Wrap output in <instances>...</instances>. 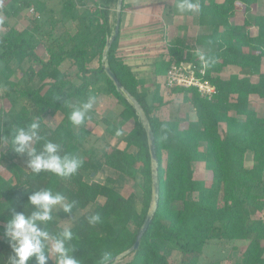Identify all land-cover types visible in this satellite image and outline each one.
Wrapping results in <instances>:
<instances>
[{"label": "trees", "instance_id": "trees-1", "mask_svg": "<svg viewBox=\"0 0 264 264\" xmlns=\"http://www.w3.org/2000/svg\"><path fill=\"white\" fill-rule=\"evenodd\" d=\"M14 1L18 6L5 9L7 15L18 14L33 4ZM83 1L62 0L60 21L71 24L60 34L56 33V23L45 30L37 18L33 31L8 28L4 22L8 29L0 37V63L4 64L0 70V101L6 99L9 107H0V146L6 144L5 150H0V264H10L11 250L4 231L13 209L30 214L34 206L29 196L37 190L51 189L73 205L71 213L54 207L47 229L53 238L65 227L71 230L72 239L66 247L72 249L78 264H107L128 250L151 206L147 133L133 104L103 69L104 47L115 26L110 16L118 0H97L81 12L78 6ZM257 2L198 0L199 24L209 28L199 39L206 44L202 51L208 61L206 77L218 92L208 99L194 88L171 89L183 92L195 108L197 120L189 122L187 128H181L177 114L169 118L157 114L163 105L159 91L151 104L137 92L136 74L118 56L120 32L113 42L109 64L143 106L154 132L160 190L155 214L139 248L129 260L116 264H171L164 251L166 243L176 242L183 254H190L213 240L245 241L241 260L235 264H264V220L253 216L264 210V114L257 111L251 99L252 95L264 99V13L245 18L242 23L229 22L239 9L250 12ZM124 9L123 3L122 15ZM251 26L257 27L254 35ZM40 45L42 53L38 51ZM196 52L181 40L173 42L168 58L156 66V74L181 60L201 65ZM229 65L240 67L244 76L221 77ZM16 71L21 73L18 80L13 78ZM103 93L115 96L123 106L117 115L101 118L107 137L117 136L118 128L134 122L122 148L93 135L87 127L93 119L92 109L89 118L79 125L70 119L71 113L90 97ZM51 110L63 115L54 128L44 122ZM34 122L40 124L41 139L33 144L37 152L47 141L60 144L61 155L68 153L83 160L75 175L62 177L49 171L33 174L27 153L15 151V136ZM93 137L97 144L92 142ZM248 153L252 154L251 166L247 165ZM5 159L9 160L7 177L1 173ZM194 163H204L207 177L195 176ZM106 168L138 181L142 190L139 204L135 196L127 197L115 187V178L108 176L100 182L92 177ZM100 197L103 204L98 203ZM97 214L100 220L90 222V217ZM65 219L71 221L69 226L62 224ZM45 226L40 224L41 228ZM47 264H55V260L51 257Z\"/></svg>", "mask_w": 264, "mask_h": 264}, {"label": "rangeland", "instance_id": "rangeland-1", "mask_svg": "<svg viewBox=\"0 0 264 264\" xmlns=\"http://www.w3.org/2000/svg\"><path fill=\"white\" fill-rule=\"evenodd\" d=\"M30 2H33V4L29 7H26L22 9L18 14L13 15H7L5 13L6 10H14L18 3H16L14 0H5L3 5L0 6V37L7 31L8 28L15 27L19 30L28 29L33 31L36 25V18L38 19V24L41 26L42 29L47 30L48 27H50V24L52 22L56 23V33L60 34L66 26H69L71 23L63 24L60 21V17L62 15L61 9V0H28ZM263 5L260 7L264 8V1L262 2ZM34 8V9H33ZM52 9V11L50 10ZM116 7L113 10L112 16H111V24L115 25L116 20ZM84 7H79V11H83ZM194 21V20H192ZM4 22H7L9 25L6 26ZM49 23V24H48ZM194 25V24H193ZM8 27V28H7ZM204 28L201 26L200 30H198L197 33H201ZM203 37V34L200 35ZM201 37V38H202ZM38 51L40 53L43 52V46L40 45ZM97 64V61L95 62ZM4 64L0 63V70L3 68ZM17 64H13L12 67L16 68ZM25 66H27L25 64ZM229 74V73H228ZM21 73L19 71H16L13 78L15 80H18ZM76 82H80L79 79H75ZM2 91V89H0ZM252 101L254 107L257 109V111L260 114H264V99L259 98L258 96H252ZM176 101V100H175ZM172 100V103L170 106H167L166 108L160 109V116L162 118H169L172 114H177L178 117L184 119L181 123V128H187L189 125V122H191L192 118L194 117V109L191 107L189 110V105L186 103L183 104V108L179 107V110H177L175 102ZM4 106L5 108L9 107V102L6 99H1L0 101V107ZM123 106L119 103L117 98L110 94H99L96 97V102L93 107V119L90 120L87 124V127L93 132V135L95 137L99 136L102 138H106V140L111 144L110 146H119L123 147V138L122 136H106L105 132V126L101 122V118L103 116H115L117 115L121 110ZM181 114V116H180ZM63 115L62 113L58 111H49L45 118L44 122L48 126H51L52 128L56 127L58 123L61 121ZM132 122V120H131ZM133 123V122H132ZM224 126V125H222ZM129 127V125H126V128ZM125 131L122 132L124 134ZM93 143L97 144V138L94 137ZM34 144V142H33ZM6 144H2L0 146V150H5ZM111 148V147H110ZM202 148H204V145H202ZM9 163L8 159H5L2 162L1 166V173L5 177L8 176L7 172V165ZM252 164V154L248 153L247 155V165L251 166ZM193 167L195 169V176L197 178H205L206 176V170L204 163H194ZM111 176L116 179L115 187L121 191L122 194H124L127 197H133L135 196L137 204H139L140 198L142 197V190L138 183V181H134L129 179L128 177L121 175L117 173L114 170H111L109 168H106L103 172H100L98 174H92V177L100 182H104L106 177ZM89 180V177L86 178ZM141 177H139V180ZM98 203L103 204L104 198L100 197L98 199ZM254 217L260 216L259 212H255L253 214ZM62 224L69 226L71 224V221L69 220H62ZM247 242L245 241H225V240H213L205 246L204 249H197L194 253L190 254H183L179 245L176 242H168L164 246V251L167 254L171 264H205L213 261H217L220 264H235L241 260V255L243 250L246 247ZM55 260V257H52ZM130 259V256H127L126 258L119 261V263H123Z\"/></svg>", "mask_w": 264, "mask_h": 264}, {"label": "crops", "instance_id": "crops-1", "mask_svg": "<svg viewBox=\"0 0 264 264\" xmlns=\"http://www.w3.org/2000/svg\"><path fill=\"white\" fill-rule=\"evenodd\" d=\"M95 1L97 0H84L78 6V9L84 7L85 10L86 6L92 5ZM263 1L258 0L250 12H245L243 8L239 9L237 14L229 19V22L242 23L245 18L252 19L254 15L263 14L264 8L260 7L263 5ZM60 4L62 7V0ZM174 4L175 0H124L125 9L122 15L117 51L118 56L136 74L139 81L137 92L149 104L152 103L154 93L159 91L163 98L162 109L170 106L172 100H176L175 108L177 110H179V107L183 108V104L186 103L189 105V110L191 107L194 109V117L191 120L196 121L195 108L185 99V94L168 88L166 69L161 74L155 72L156 66L168 58L169 48L177 40L183 41L196 51H204L206 47V44L199 41V39L202 37L200 35L203 34L204 36L209 28L199 24L198 11L180 15L176 12ZM201 26L204 30L197 33ZM256 32L257 27L251 26L250 33L254 35ZM262 71L264 72V60ZM231 75L243 77L244 73H242L240 67L229 65L220 74L223 78H229ZM252 96L251 99H253ZM159 112L160 110L157 111L158 115H160ZM182 120L184 119L180 117V123L183 122ZM132 122L129 121L123 126L122 130L125 132L119 137L124 138L132 129L134 125V122ZM126 125H129L127 129H125ZM122 141L124 143V140Z\"/></svg>", "mask_w": 264, "mask_h": 264}, {"label": "clouds", "instance_id": "clouds-1", "mask_svg": "<svg viewBox=\"0 0 264 264\" xmlns=\"http://www.w3.org/2000/svg\"><path fill=\"white\" fill-rule=\"evenodd\" d=\"M174 8L180 15H187L196 12L200 8L198 0H175ZM196 56L207 66L205 54L197 51ZM96 97L92 96L80 108L71 113V121L79 125L88 117V113L93 109ZM40 124L32 123L28 130L21 129L13 140L15 151L20 154L27 153L30 157L28 165L33 174L41 171H49L62 177L75 175L81 168L82 158L65 153L61 155V145L52 141H47L43 145V150L39 153L33 146L34 141L41 139L39 135ZM123 132L117 129L116 135ZM29 203L34 206L30 214L15 212L7 222L4 235L8 237V245L11 250L9 257L10 264H47L51 257H55V264H78V261L71 255L72 249L66 247V243L72 239V232L68 227L55 238L47 229V222L53 219V208L59 206L63 212L71 213L73 205L64 196L53 192L51 189L37 190L29 196ZM100 216L90 217V222H97ZM45 223L41 228L40 224ZM107 260V256L104 258Z\"/></svg>", "mask_w": 264, "mask_h": 264}, {"label": "water", "instance_id": "water-1", "mask_svg": "<svg viewBox=\"0 0 264 264\" xmlns=\"http://www.w3.org/2000/svg\"><path fill=\"white\" fill-rule=\"evenodd\" d=\"M124 0H118L116 4V22L114 26V32L112 33L111 36L107 38L106 45L104 47L103 51V69L106 75L112 80L116 88L121 91L125 97L133 104L135 110L137 111V114L140 118V121L142 125L144 126V129L147 133V141H148V146L150 150V156H151V171H152V190H153V195H152V201H151V206L149 208V211L146 215L145 221L143 225L141 226L138 235L136 237L135 243L126 251L120 253L119 255L115 256L112 258L110 261L107 262L110 264H116L122 259L126 258L130 254H132L134 251H136L139 246L140 242L142 239V236L148 229V226L155 214L157 204L159 201V183H158V170H159V165H158V158H157V153H156V146H155V137H154V132L151 128L149 118L147 117L143 106L141 103L138 101V99L122 84V82L119 80L117 75L113 72L109 61H108V55L109 51L113 45V42L115 41L117 35L120 32L121 28V21H122V7H123Z\"/></svg>", "mask_w": 264, "mask_h": 264}, {"label": "built area", "instance_id": "built-area-1", "mask_svg": "<svg viewBox=\"0 0 264 264\" xmlns=\"http://www.w3.org/2000/svg\"><path fill=\"white\" fill-rule=\"evenodd\" d=\"M4 1L0 0V6ZM206 74L207 66L204 63L198 66L193 61L181 60L171 63L166 73V84L169 89L175 87L194 88L201 95L212 99L218 90L216 85L206 77ZM259 213V217L264 220V210Z\"/></svg>", "mask_w": 264, "mask_h": 264}]
</instances>
